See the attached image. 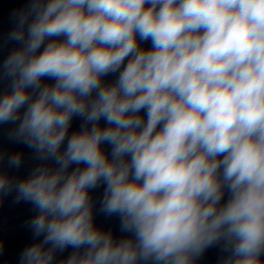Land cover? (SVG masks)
Segmentation results:
<instances>
[{
  "label": "clouds",
  "instance_id": "clouds-1",
  "mask_svg": "<svg viewBox=\"0 0 264 264\" xmlns=\"http://www.w3.org/2000/svg\"><path fill=\"white\" fill-rule=\"evenodd\" d=\"M14 21L0 125L38 161L19 178L0 152V199L36 210L19 264H199L221 242L264 264V0H31ZM101 186L124 238L95 223Z\"/></svg>",
  "mask_w": 264,
  "mask_h": 264
}]
</instances>
